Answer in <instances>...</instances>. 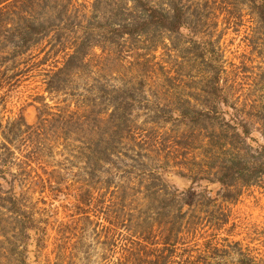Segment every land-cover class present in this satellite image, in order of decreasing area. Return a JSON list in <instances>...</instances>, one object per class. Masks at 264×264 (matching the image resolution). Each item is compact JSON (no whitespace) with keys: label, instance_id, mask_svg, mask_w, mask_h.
Instances as JSON below:
<instances>
[{"label":"trees","instance_id":"16d2710c","mask_svg":"<svg viewBox=\"0 0 264 264\" xmlns=\"http://www.w3.org/2000/svg\"><path fill=\"white\" fill-rule=\"evenodd\" d=\"M226 2L0 0V89L20 74L25 58L42 55L45 64L52 54L45 92L71 101L51 108L39 97L40 105L31 103L34 124L20 114L0 125V264H41L44 216H57L55 202L69 212L64 224L55 219L65 230L95 213L109 256L121 250L118 264H198L202 257L179 253L182 239L204 223L221 229L224 205L247 189H264V70L259 104H236L207 34L209 5ZM245 3L264 46V0ZM157 51L165 58L154 63L147 56ZM131 57L141 70L133 76ZM196 66V82L182 76ZM15 142L27 148L21 161ZM58 145L63 159L41 163ZM167 146L176 152L172 162L162 153ZM67 159L75 168L64 166ZM122 164L130 179L118 181ZM174 177L188 188L174 186ZM60 230L57 243L70 245Z\"/></svg>","mask_w":264,"mask_h":264},{"label":"rangeland","instance_id":"374dc122","mask_svg":"<svg viewBox=\"0 0 264 264\" xmlns=\"http://www.w3.org/2000/svg\"><path fill=\"white\" fill-rule=\"evenodd\" d=\"M72 1L75 6L89 2V0ZM227 1L226 5H209L210 21L207 34L212 38L219 54L227 93L238 105L247 106L253 102L259 104L262 71L264 70V46L257 32V19L249 11L245 0ZM96 53L99 52L96 51ZM161 54L157 51L149 54L147 58L158 63L165 58ZM41 57L42 55L34 54V56L25 58L19 67L21 72L15 79L9 82L2 80L4 86L0 89V125L4 126L7 122L17 119L20 114L28 124H34L38 116L34 105H40L36 100L39 97H42L43 103L51 108H54L57 103L71 102L68 96H51L45 92V73L52 68L55 58L50 54L49 60L45 64H40ZM126 61L130 64L129 75L133 76L136 71H141L135 62H131L132 57ZM197 69L198 66L192 73H189L186 68L182 76H186V79L193 77L196 82L199 75ZM33 102L34 105H31ZM143 118L145 116L140 111L138 119ZM1 141L0 133V143ZM14 147H16L14 157L21 161L26 155L27 148L24 142H15ZM60 149L61 146L58 145L50 154L51 149L47 148L40 160L41 163L56 165L57 161L63 159ZM162 153L170 162L176 155L170 146H167ZM70 160L62 161L69 170L76 166V162L74 160L70 162ZM196 161L200 166L205 165L200 157ZM11 165H13V160ZM124 165L122 164L121 169L118 170V181L130 179L127 176L128 168ZM30 167L29 171L32 177H35L38 174L36 165L31 164ZM135 174L137 173H131V181H134ZM73 182L74 179L71 178L72 186L75 185ZM172 184L179 189H186L189 186V183L177 177L172 178ZM30 195H32V201L37 202L38 194ZM60 205L58 202L52 205L58 209L57 216L53 217L48 213L44 216L48 222L47 242L39 252L41 264H55L54 252L59 250L63 243L60 247V256L56 257V264H118L121 250L114 248L115 253L109 256L110 253L106 250L108 245L104 244L103 235L100 234V225L103 226L104 223L99 219L97 221L95 213L77 217L76 226L67 227L68 229L65 230V225L55 221L57 218L64 224L68 220L69 212ZM48 206L42 207L48 209ZM223 208L228 216L227 223L221 229H215L212 226L214 222L204 223L194 235L185 236L182 239L183 246L179 248V253L183 254L184 259L202 257L197 261L198 264H264V189L257 187L247 189L235 204L224 205ZM60 228L66 231L65 237L70 239V245L63 241L57 243V231H62ZM208 247H217L219 252L208 250Z\"/></svg>","mask_w":264,"mask_h":264}]
</instances>
